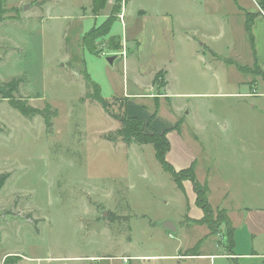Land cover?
<instances>
[{
    "label": "rangeland",
    "instance_id": "374dc122",
    "mask_svg": "<svg viewBox=\"0 0 264 264\" xmlns=\"http://www.w3.org/2000/svg\"><path fill=\"white\" fill-rule=\"evenodd\" d=\"M255 1L250 11L261 12L256 57L264 69V8ZM99 3L5 1L0 85L20 78L14 97L43 110L48 120L27 117L0 96V175L9 174L0 190V264H128L124 257H131L119 256L123 252L168 255L177 243L201 236L190 232L187 240L182 227L187 214L203 212L192 184L186 181V192L180 190L151 143L127 146L106 139L120 123L88 95L97 93L91 79L116 108L127 96L129 115L148 119L157 109L155 127L174 128L167 158L177 170L195 162L215 209L212 228L205 224L209 239L228 252V226L217 203L231 176L226 136L220 134L259 130L251 144L264 136V76L244 31L245 15L234 0ZM109 16L115 19L105 34L101 25ZM85 37L99 54L84 46ZM160 71L166 76L154 82ZM239 82L258 93L233 95L251 92ZM216 155L224 164L214 165ZM248 187L255 189L249 192L254 197L243 202L264 205L256 199L261 188ZM167 219L178 224L176 232L161 225Z\"/></svg>",
    "mask_w": 264,
    "mask_h": 264
},
{
    "label": "crops",
    "instance_id": "0c3cea01",
    "mask_svg": "<svg viewBox=\"0 0 264 264\" xmlns=\"http://www.w3.org/2000/svg\"><path fill=\"white\" fill-rule=\"evenodd\" d=\"M234 1L237 7L239 8L238 13L240 12L241 15H245L244 17H246V21L247 15L249 13H257L253 10L250 11L252 8L256 10L255 0H251V2L246 5L248 7L243 5L246 2L242 0ZM258 16L259 14H257V16L253 19L252 22V32L255 38V51L257 39V22L261 20L260 18H258ZM246 21L244 22L245 33L247 24ZM202 45L204 46L203 50H205L208 46V41H203ZM250 47L253 53L251 40ZM262 70L264 72L263 68ZM164 75L166 76L165 72ZM164 81L165 95L167 97H170L166 90V88L169 86L168 79L165 78ZM239 83L245 84L250 89L248 83ZM251 92L243 93L242 91H239L238 93H233V95H252L254 93H258L256 89L251 90ZM257 106L258 103L254 102L253 107ZM183 108L186 109V105H184ZM175 111L179 114L182 111V106L179 107V110ZM152 113L153 112H151V114ZM187 114H189V112H187ZM157 118L158 116L154 120H156ZM182 118L183 119L180 122L178 131L179 134L182 133V129L184 126L185 117L183 116ZM155 123L156 121H154L153 123L154 127ZM170 127L171 126H165V129H170ZM172 131L174 130L172 129L169 132ZM258 133L259 130L256 129L253 131H250V129H244L240 132L231 133L229 131H225L224 133L220 134L222 135V137L226 136L227 145L225 146L228 151L226 153L225 159H227L226 162L228 164V170L230 171L231 176L229 182H226V185L223 187V190L220 195L221 199L217 203L218 207L227 211L228 217L231 220V226L233 227L232 239L228 237V245L230 247V250L228 252L225 251L223 243H219L218 241H210L209 238H211V236H208L209 230L207 225L195 222V220L203 216V212L200 211L195 215L187 214L186 217L189 221L186 223H182V227L187 230V240L191 238L189 237L190 234L188 235V233L190 232H194V234L199 233V235L201 236H198L194 239H190L187 245L182 246L180 242L177 243L176 247L173 250V253L167 255L157 251L138 252L136 254H129L123 252L119 256H130L131 259L129 260L128 264H131L132 261H136L137 264H142V262H144L143 264H156L158 263V261L166 259H177V264H182L184 261L193 262L194 264H217V261H221L222 263L226 264V261L228 260L229 264H264V205L252 207L249 206L247 203L243 202L244 200L253 199L254 197V195L250 194L249 192L255 189L250 188L248 186H255L259 189L261 188L260 190L262 191L256 193V199H261L262 201H264V136L260 140L259 144H251V142L255 141L257 135H259ZM215 135L216 134H213V136ZM215 138L218 137L215 136ZM229 138L231 140H229ZM213 163L214 165L224 164L223 160L217 157V155L213 157ZM232 201L235 203V205L231 203ZM178 229L179 226L177 224V230Z\"/></svg>",
    "mask_w": 264,
    "mask_h": 264
},
{
    "label": "trees",
    "instance_id": "16d2710c",
    "mask_svg": "<svg viewBox=\"0 0 264 264\" xmlns=\"http://www.w3.org/2000/svg\"><path fill=\"white\" fill-rule=\"evenodd\" d=\"M5 1L6 0H0V22L5 20L6 18L4 15ZM99 1L100 0H93L96 6H99L100 4ZM260 3H261V6L264 8V0H260ZM257 14L259 13H249L247 15L246 32L248 33V36L251 40L253 53H255V66L264 75V72L262 68H260L257 57H256L257 53L255 51V38L252 32V26H253L252 22H253V19L257 16ZM114 19L115 18H111L109 16L101 25V26L107 27L105 34H108L110 32V24L112 21H114ZM98 29H99L98 27L93 28L89 30V33L95 30L97 31ZM85 43L86 44L84 46L86 47L88 46L90 50L98 54L100 53V51H96L94 47V43L92 41L88 42L86 38ZM163 73L164 72L160 71L154 77V82H156L160 77L162 78ZM91 81L92 82L90 84L96 87L97 93H88V95L94 101L99 102L101 106L103 107V109L105 110V112L110 117H113L115 120H117L120 123V126L117 129L108 131V134L106 135V139L113 141V142H118L121 140L127 146L132 143H138V144H150L151 143L155 148V157L157 161L160 162L161 166L163 167L165 171H168L171 174V176H173L177 184V187L180 190H183L186 192L185 182L189 181L192 184V189L195 192V204L201 207L203 211V216L195 220V222L207 224L209 228H212L211 223L214 222L213 216L215 213V209L209 201L210 190H209L208 183L201 182L198 179V175H196L195 162L192 163L190 166L177 170L172 164V162L169 161L167 158V153L171 149V142H170L168 133L170 130L174 128L165 129L163 131H160L154 127L153 120L157 117L156 116L157 109L152 114H150V117L148 119L138 114L129 115L128 103L124 102V100L126 101L127 96L123 97L124 98V100L122 101L123 103L119 105V108H116L115 104L117 102L115 101L113 102L105 97L103 98L100 92L99 85L96 82H94L92 79ZM19 82H21V79L15 78L7 84L0 85V96L7 98L10 104H12V106L17 108L23 115L29 117V116L40 114L46 120H48V115L43 110H40L39 108H36L32 106L31 104L24 103L23 101L16 99L14 97L13 92L18 90ZM161 82H162V85H164L165 81L163 80ZM175 126L178 127V124H176ZM8 175L9 174L0 175V190L5 184V181H6L5 179L6 177H8ZM221 211L223 213L222 222H224L228 226V234H229L228 236L230 239H232L233 227L231 226V220L229 219L227 211L225 209H222Z\"/></svg>",
    "mask_w": 264,
    "mask_h": 264
},
{
    "label": "water",
    "instance_id": "95a60500",
    "mask_svg": "<svg viewBox=\"0 0 264 264\" xmlns=\"http://www.w3.org/2000/svg\"><path fill=\"white\" fill-rule=\"evenodd\" d=\"M27 5H28V4H26L25 9H26ZM114 59H115V57H111V58H109V61H110L111 63H113ZM161 225H162L166 230L168 229V230H170V231H172V232H176V231H177V224L175 223V221H173V220H171V219L163 220V221L161 222Z\"/></svg>",
    "mask_w": 264,
    "mask_h": 264
},
{
    "label": "built area",
    "instance_id": "2783aa9c",
    "mask_svg": "<svg viewBox=\"0 0 264 264\" xmlns=\"http://www.w3.org/2000/svg\"><path fill=\"white\" fill-rule=\"evenodd\" d=\"M263 13H264V11H263ZM124 260H125L126 262H128V261H129V259H128V258H125V257H124Z\"/></svg>",
    "mask_w": 264,
    "mask_h": 264
}]
</instances>
